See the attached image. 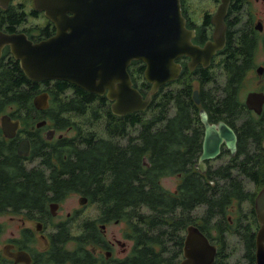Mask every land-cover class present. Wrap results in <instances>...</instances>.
<instances>
[{"label":"flooded vegetation","instance_id":"flooded-vegetation-1","mask_svg":"<svg viewBox=\"0 0 264 264\" xmlns=\"http://www.w3.org/2000/svg\"><path fill=\"white\" fill-rule=\"evenodd\" d=\"M180 1L186 26L194 32L192 42L205 48L209 42L215 41L214 17L225 0ZM11 5L12 1L6 8L0 4V19ZM38 15L45 18L43 12ZM49 22L46 19L43 27ZM223 22L225 43L212 54L209 65L198 63L192 67L193 58L186 54L176 58L175 62L180 67L179 75L159 88L156 102L162 105L168 97L174 101L180 90L187 87V97L192 99L194 106V118L184 121L185 127L178 129L180 136L174 131L169 140L172 159L194 161L185 164L182 162L183 170L167 176L176 178V186L171 191L178 192L184 183L189 186L188 180L195 175L201 176L205 182L216 184L221 181L220 185L224 184V188L247 192V199L241 205L233 203L229 207L226 212L227 225L220 228L219 224V228L213 232L216 237L229 234L242 240L244 234L238 226L241 222L250 225L255 237L260 228L256 200L264 190V0H228ZM29 23L28 18V21L18 25L0 24V28L6 33L25 32L33 39L32 27L35 24ZM8 50L9 46L2 50L0 71L7 65H16L18 61ZM195 93L198 100L195 99ZM250 94L253 97L249 102ZM14 111V104L6 105L3 110L0 105V197L3 188L1 160H9L7 163L13 168L14 161L11 160L19 158L28 169L51 174L53 169L39 168L43 164L45 152L35 155L34 142L39 140L46 149L48 144L68 137L64 132L72 130L70 127L61 131L47 119L36 120V113L23 111L17 117ZM175 111L176 108L172 106V114ZM203 111L208 115V124L213 127L212 139L207 144V124L202 119ZM4 115L20 119L21 127L16 136L7 137L4 134ZM41 121L46 123L38 126ZM164 123L165 121H160L158 125ZM221 126H226L227 131L221 129ZM52 129L55 133L49 138L47 132ZM225 132L230 137H236L235 149L229 146L227 139L220 140ZM86 138L87 136L75 138L72 141L73 147L83 148L87 140H90ZM24 140L30 141L31 150L28 155H21L18 151ZM63 155L66 158L74 156L78 160V168L59 169L62 177L77 173L81 160L86 157L84 152L76 151ZM53 156L55 158L56 153ZM200 164L204 170H201ZM247 168L248 173L245 172ZM222 173L227 175L226 178H221ZM84 186L85 183L77 182L62 199L31 202L27 206L0 198V264H116L118 260L125 259L129 253L128 243L122 244L124 241L111 235L109 230L112 221L119 222L123 219L114 217L111 205L103 209L97 197L91 198L84 194ZM74 196H79V204L66 205L67 199ZM81 197L86 198L85 203L80 202ZM78 223L86 225L85 234L90 235V239L94 241L84 247L90 253L83 254L74 238V227ZM196 225L201 229L203 223ZM116 245L121 247L120 256L115 252ZM182 259L183 256L180 261Z\"/></svg>","mask_w":264,"mask_h":264},{"label":"trees","instance_id":"trees-1","mask_svg":"<svg viewBox=\"0 0 264 264\" xmlns=\"http://www.w3.org/2000/svg\"><path fill=\"white\" fill-rule=\"evenodd\" d=\"M30 16L38 17V11L27 8L24 2H18L3 12L0 24L18 25L28 21ZM7 17L9 19H5ZM32 28L34 41L53 35L55 30L51 21L46 27L35 24ZM144 70L145 64L138 60H134L129 68L135 84L146 93L151 84L143 77ZM42 90L50 92V105L48 109L38 111L33 99ZM187 96L185 87L174 101L168 97L160 105L155 94L147 110L117 116L112 113L111 103L105 95L88 92L64 80L32 81L21 69L19 61L16 65L5 66L0 71L2 110L6 105L14 104L17 117L23 111L36 113V120L47 119L58 130L71 127L77 133L74 137H63L54 144H48L46 149L39 140L34 142L35 155L48 153H44L43 164L39 168L53 169L51 174L28 169L19 158L11 160L14 161L13 168L8 165L9 160H1L3 188L0 198L27 206L31 202L62 199L73 184L85 183L83 193L91 198L97 197L103 209L111 205L114 217L123 219L128 226L126 236L133 240V246L128 256L116 264H178L183 256L186 227L198 224V220L203 223L201 229L207 236L219 244L215 264H228V239L223 234L221 237L214 236L213 231L219 224L220 228L227 225L229 207L233 203L241 205L248 193L224 188V184L220 185L221 181L216 184L205 182L201 176L195 175L188 180L190 185L184 183L178 192L162 185L164 177L184 169L182 162H194L172 159L170 153L169 140L173 132L180 136L178 129L185 127L183 122L194 118L193 102ZM171 103L176 111L168 116ZM157 105L160 114L154 111ZM149 112L150 117H144ZM160 121L165 123L158 129L156 126ZM137 125L141 126L138 135L126 145L117 142L116 138L128 135V130ZM84 136L90 140L83 148H74L72 141ZM75 151L84 152L86 157L81 160L77 173L62 177L59 169L78 168V160L74 156L66 158L63 155ZM53 153H56L55 158ZM245 172L248 173V168ZM221 176L226 178L227 175L222 173ZM200 207H205V212L195 215L193 211ZM85 226L81 224L83 230L78 229L74 236L83 254L90 253L85 245L94 242L90 235L85 234ZM238 226L244 234L245 264H256L255 233L248 223L241 222Z\"/></svg>","mask_w":264,"mask_h":264},{"label":"water","instance_id":"water-1","mask_svg":"<svg viewBox=\"0 0 264 264\" xmlns=\"http://www.w3.org/2000/svg\"><path fill=\"white\" fill-rule=\"evenodd\" d=\"M10 2L0 0L4 8ZM227 2L219 6L214 17L215 41L203 48L192 42L194 32L186 26L180 0H34L35 10L44 12L54 24L55 33L34 41L25 32L6 33L0 28V57L3 48L9 46L30 80H64L105 95L117 116L140 112L149 108L163 84L179 75L176 58L186 54L193 58L192 67L198 63L209 65L212 54L225 43L223 16ZM134 60L145 64L144 78L151 83L146 95L134 85L129 71ZM252 97L250 94L249 102ZM33 102L39 110L48 109L49 91L36 94ZM202 119L207 124V144L213 127L205 111ZM45 123L41 121L38 126ZM20 127V119L2 116L7 137L16 136ZM221 129L227 131L226 126ZM54 133L48 130L47 136L52 138ZM222 139L236 148L235 136L225 132ZM30 150L29 140L22 141L18 148L21 155H28ZM200 168L204 170L202 164ZM80 202L85 203L86 198L81 197ZM256 210L260 223L255 240L256 264H264V190L257 197ZM217 254L218 245L199 226L192 223L186 227L183 259L178 264H215Z\"/></svg>","mask_w":264,"mask_h":264},{"label":"rangeland","instance_id":"rangeland-1","mask_svg":"<svg viewBox=\"0 0 264 264\" xmlns=\"http://www.w3.org/2000/svg\"><path fill=\"white\" fill-rule=\"evenodd\" d=\"M18 2L26 3L27 8H34V0H12L13 4H17ZM45 18L43 15L36 17L34 19L29 17V22L31 24H39L40 26H43L46 24L47 18L46 19ZM172 105H173V103H171V105L169 107V111L167 113L168 116L172 115ZM154 111H155V113L160 114V108L158 107V105L156 107H154ZM151 112L147 113V115H145L144 117L149 118ZM162 125H157L156 128L161 127ZM140 131H141V126L137 125L136 127L130 128L128 130V135H126L124 137L116 138V140L121 145H126L128 143V141L131 140L132 137L138 135L140 133ZM75 132L76 131L74 129H72L68 132H64V134L68 137H72L75 135ZM175 179L176 178H173V177H165V178H163L162 185L169 190H173L176 186ZM67 203H72L73 205L75 203L79 204V196L70 197L69 199H67L66 205H67ZM246 208H247V206H246ZM205 210H206L205 207L204 208L200 207L196 211H193V213L195 215H202L205 212ZM97 211H98V209H97ZM216 220L217 219L215 218L214 222ZM198 222L202 223V222H200V220H198ZM78 224H80V225L79 226L75 225V227H74V233L75 234L78 233V231H79L78 229L82 230L81 229V223H78ZM109 230H110L111 235L114 234L118 238L122 239V241H124L125 244L128 243V249L127 250L130 253L131 247L133 244V240L126 236V233L128 232V226L126 225V222L123 220L119 221V222L112 221L110 226H109ZM213 232H215V230ZM224 237H226L228 239V244H227V253H229L228 264H245L246 260L244 257L245 252H244L243 241L241 239H238L237 237H235L233 235H229V234H225ZM115 252L117 253V255H119V256L121 255V247L119 245H116Z\"/></svg>","mask_w":264,"mask_h":264}]
</instances>
